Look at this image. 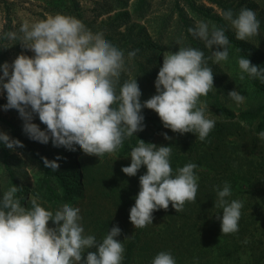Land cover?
<instances>
[{"label":"clouds","instance_id":"obj_1","mask_svg":"<svg viewBox=\"0 0 264 264\" xmlns=\"http://www.w3.org/2000/svg\"><path fill=\"white\" fill-rule=\"evenodd\" d=\"M222 18L234 29L236 40L259 35L260 20L247 6L235 16L228 9ZM188 32L209 50L213 45L217 50L208 57L190 46L165 52L155 80L156 94L142 103L137 78L121 84L124 51L108 41L102 31L94 33L80 19L60 13L31 24L25 22L19 33L0 35V39L20 40L22 48L34 53H22L11 64L0 65V91L6 92L7 99L3 110H17L24 133L34 141L47 144L51 140L54 147L73 152L78 145L84 154L98 157L115 152L126 138L144 130L143 108L155 111L165 128L180 134L194 133L203 142L216 124L206 115L207 103L200 99L215 88L208 62L228 60L230 39L225 27H210L204 21L189 27ZM138 52H128L127 59L131 61ZM238 65L240 80L246 73L264 84V67L244 56ZM228 96L238 104L246 99L236 90ZM34 115L46 125L45 130L33 123ZM163 135L172 139L167 133ZM258 138L264 140V131ZM0 142L11 150L24 147L5 132H0ZM171 155V145L157 146L138 139L130 153V165L121 169L128 176H136L142 166L147 169L139 177L140 190L129 213L135 228L152 224L153 213L167 210L170 203L179 212L186 202L196 201L199 176L194 170L198 166L189 162L174 172ZM42 159L46 168L59 169L56 161L60 156L52 161ZM22 190L13 185L0 198V264H122L125 246L116 239L122 231L119 226L97 240L95 235L85 234L79 207L65 203L55 211L47 210L37 198L31 200V207H25L17 198ZM216 195L215 206L222 209V217H217L222 234L237 233L243 201L227 199L232 195L227 181L222 189L217 186ZM50 221L53 227H49ZM93 248L96 250L88 251ZM151 264L177 262L171 251H161Z\"/></svg>","mask_w":264,"mask_h":264},{"label":"rangeland","instance_id":"obj_2","mask_svg":"<svg viewBox=\"0 0 264 264\" xmlns=\"http://www.w3.org/2000/svg\"><path fill=\"white\" fill-rule=\"evenodd\" d=\"M190 1L194 4V8H190L186 0H0V35L5 32L19 33L23 23L28 22L31 24L57 13L78 18L77 13L71 10L73 3L76 2L78 4V12L82 15L83 20L90 24L91 30L94 33L102 31L108 41L124 51L125 71L121 76L122 84L125 80L136 79V75L139 73L138 69L141 66L147 68V70L152 69L157 64L162 66L163 54L169 52L172 48H175L173 51L175 53L180 47H189L191 45L189 39L192 35L188 32V28L194 26L198 21L207 22L209 25L212 23L204 20L202 15L209 14L212 17L222 18L224 8H231L238 14L241 7L247 6L256 11L257 18L261 23L264 22V0ZM259 38H264L263 31L260 28ZM158 40L161 42V51L159 61L153 65V63L150 64L146 60V56L142 55V45L140 44ZM199 41L205 49H208L203 41ZM20 43V40L0 39V65L5 62L11 64L22 53L28 56L34 55L30 50L22 48ZM136 49H139V52L134 59L129 61L127 59L128 52ZM216 50L217 46L214 47L213 45L209 53L211 54V52ZM217 65L220 66L221 70H226L225 68H227L225 61H221ZM210 67L214 70L215 66L211 65ZM224 72L227 73L226 71ZM0 75H2V72H0ZM224 75H221V77H224ZM230 78L231 81L229 83L226 80L223 82L227 85L226 90L233 89L239 92L236 89L239 80L236 79L235 83V78ZM138 84L142 90L143 82ZM6 103V92L0 91V132H5L11 138L16 139L13 135V128L18 129L20 135L35 150L41 151V154L50 156L53 160L60 156L61 159L56 161L60 166L59 171L71 174L69 165V154H71V151L64 147H54L51 140L47 144H42L30 139L23 131V120L20 118L18 111L15 109L3 110L2 106ZM225 103L226 106L238 113L239 110L245 108L246 99L242 104L232 100H226ZM208 109L209 111L206 112V115L214 119L217 124L220 118L215 116L210 107ZM33 123L39 125L41 130L46 129V125L40 122L38 115H34ZM163 133H167L172 139L166 140L162 134L156 136L154 144L157 146L171 145L173 155L170 157L172 159L170 164L173 162L171 165L173 170L182 167L180 164L181 158L192 156L189 162L198 166L194 171L199 176V188L204 185L212 187L211 192L216 195L217 186L222 189L224 182L227 181L232 189V195L227 199L243 201V208L247 209L242 211L240 220H247V222H252V224L247 232L243 234L240 233L241 227H239L237 233L224 234L226 236L225 239L211 236V233L208 232L205 235L206 240H204V230L202 229H196L192 232L187 229L188 233L183 232V236L182 233L176 231L169 242L168 248L165 250L166 245L163 240L167 238L165 229L168 220L163 218L152 221V224L149 225V235L145 242L149 244L155 243L154 240H158V251H171L177 264H258L254 261L253 254L255 252L259 254L264 249V140L258 139L256 143L252 142L253 140L250 136H254V134L250 132V136L245 138H240L234 133L233 129L229 132H224L219 143L221 148L215 153L217 156L209 161L211 166L209 167L204 161V154L209 153L205 152L204 148L199 147L195 151L186 148V146H192L199 142L196 134H180L171 131V129H166ZM217 138V136H214L212 140L214 141ZM6 150L10 157L16 160L12 167L15 166L14 169L20 176L18 178L19 183L23 186H34L42 176V170L38 162L29 155L24 147H17L14 150L6 147ZM74 158L80 164L81 169L88 166L89 168L92 167L94 172V180L90 187H87L88 194L84 187H80L81 189L83 188V191L85 190L87 195V199L83 202L85 203L84 207L80 208L82 219L87 220V225L83 226L85 234L94 235L93 229L89 225L93 214L103 219L110 217L113 220L114 217H118V225L122 230L118 238L124 243L134 235L136 230L135 226L130 222L129 213L140 190L139 177L145 174L146 166L141 167L133 179L134 183L129 187L128 194H125L128 200L125 206L124 202L118 204L115 199L119 191L114 192L109 188V183L103 184L101 182L104 173L114 172L111 167L107 170L104 169V165L102 167V157L77 153ZM1 163L0 160V190L8 185V177L4 176V164ZM252 163H254L253 166H250ZM235 176L239 178L238 183L234 182ZM246 179H251V183L248 184L245 181ZM199 188L197 195L199 194ZM33 198L32 195H28V200ZM216 199L217 196L214 199V203ZM95 202L96 206L94 205ZM193 203L186 202L183 210L179 212L190 210ZM215 208L218 209V207ZM215 208L208 212L207 217L211 219L222 217V209L219 208L218 212H216ZM168 210L176 211L171 203ZM191 217L193 218L191 222L196 221V214L191 215ZM201 220L203 221L204 218H201ZM218 220L221 223V220ZM178 222H181V220L178 219ZM160 230L164 232L161 233V236L164 237L157 238ZM126 237L128 239L125 240ZM245 239L248 240L247 244L243 243ZM151 254L152 251L149 247L142 248L137 252L136 260L133 264H149L148 261ZM261 264H264V260L261 261Z\"/></svg>","mask_w":264,"mask_h":264},{"label":"trees","instance_id":"obj_3","mask_svg":"<svg viewBox=\"0 0 264 264\" xmlns=\"http://www.w3.org/2000/svg\"><path fill=\"white\" fill-rule=\"evenodd\" d=\"M186 2L190 6V8L195 7L190 0H186ZM228 9L231 8H224L223 12ZM71 10L77 13V17L86 25V27L91 29L90 24L83 20L82 15L78 12V4L76 2L73 3V7L71 8ZM233 12L235 16V14L237 13L235 11ZM202 16L204 17V20L211 21V25L215 24L217 26L225 27L226 35H228L230 39L229 57L228 60L225 61L227 63V68H225L226 70H221L220 66L210 63L211 60H209V66H215L213 70L215 88H213L207 94V96H202L200 98L202 102L207 103L208 108L210 107L215 116H218L220 120L217 122L214 129L210 132L205 141L202 142L199 140V142L193 144L192 146H186V148L191 151H195L199 147L204 148V151L209 153L204 154V161L206 165L211 167L209 161L217 156V154L215 153L221 148L219 143L224 132H229L233 129L234 133L240 138L250 136V132L254 134V136H250L253 140L252 142L256 143L259 139L258 133L264 131V84H260L258 80L250 78L246 73H244V80H240L239 76L241 75V70L239 69L238 65L239 58L244 56L248 58L252 64L264 67V38H259V35H256L254 37H251L247 41L236 40L234 29L231 28L229 22L225 21L223 18L212 17L209 14ZM211 25L209 26L211 27ZM260 29L264 34V22H260ZM260 33L262 34V32ZM189 40L191 44L190 47L201 49L202 51H204L205 57L211 55L209 53V50L205 49L200 44L199 40L194 39L192 36H190ZM140 45H142V55L146 56V60L150 64L153 63V65H155V63L159 61V54L161 51L160 40L156 42H144V44ZM215 46L216 45H214V47ZM174 50L175 48H172L170 52H173ZM219 50L223 49L221 48ZM160 67L161 65L157 64L150 70H147V68L145 67L143 68V66L138 69L139 73L136 75L137 82H143L144 85L141 90L142 96L140 98L142 103L156 94L155 80ZM224 71H226L227 73H225ZM221 75H224V77H221ZM230 77H233V79L235 78V83L236 79L239 80L236 89L246 97V106L243 110H239L238 113L226 106L225 103L226 100H232L228 96V93L233 89L226 90L227 85L223 83L224 80L229 83L231 81ZM117 90L119 91V86ZM142 115L145 117L144 130L135 133L130 138H126L123 145L115 152H113L115 154H105L104 156H102V167L105 166L104 169L106 170L111 167L114 172L104 173L101 182L103 184L109 183V188H111L114 192L118 190L119 194L118 196H115V199L117 200L118 204H122L124 202L125 206L128 203L125 194H128L129 187L134 183L133 179L135 178V176H128L123 173L121 169L122 167L130 165V153L132 148L137 146L138 139H142L146 143H154L156 136L162 135L163 132L168 129L163 126L162 121L155 111L143 108ZM13 135L16 139L22 142V144L24 145V149L27 150L29 155L38 162L42 170V176L34 186H23L22 184H20L18 181V178H20V176L14 169L15 166L12 167L16 160H13L10 157L9 153L6 150V147L2 142H0V160L2 162L1 164H4V176L8 177V185L0 190L1 196H3V193L10 187L15 185L23 188L21 192L17 193V198L20 199L22 206L31 207V200H28V195H32L34 198H37V202L47 210L55 211L65 203L70 204L74 207L83 208L85 205V203L83 202H85V200L87 199V195L85 194V190L83 191V188L81 189L80 187H84V189H86V193L88 194L89 191L87 187L89 188L94 180V172L92 167L89 168L88 166L81 169L80 164L76 162V158L74 157L77 155V153L84 154L79 146L76 145V151H71V154H69L71 174H65L59 171L60 168L57 171L46 168L44 166L42 157L47 158L49 161L53 160L52 157L41 154V151L35 150L30 145V143H28L20 135L18 129L13 128ZM214 136H217L218 138L213 141L212 139ZM191 158L192 156H190L189 158L184 157V159L181 158V166L183 167L185 164L189 163V160ZM170 161H172L171 158ZM253 164L254 163L250 164V166H253ZM104 169L103 171L105 172ZM173 171L175 172V170ZM238 181L239 178L235 176L234 182L238 183ZM245 181L250 184L252 180L246 179ZM203 187L199 188V194L197 195L196 201L193 203L190 210L176 212L168 209H159L153 213V220H159L163 218L168 220V222L166 223L167 227L165 229L167 238L163 240L166 245L165 250L166 248H168L169 242L176 231L182 233L183 236V232L188 233L187 229H189L190 232L196 229H202L204 230V240H206L205 235L208 232L211 233V236H214L216 238H226V236H224V234L220 232L221 223L218 218L214 217V219H211L207 217L208 212L216 207L214 199L217 195H215L214 192H211L212 187L205 185ZM1 196L0 198H2ZM94 205L96 206V202L94 203ZM218 209L215 208L216 212H218ZM245 209L247 208H243L242 211ZM194 214H196V221L191 222L193 219L191 215ZM201 218H204V220L202 221ZM178 219L181 220V222H178ZM81 223L83 226H86L87 220L82 219ZM118 223V217H114L113 220L110 217L103 219L102 217H98L93 214L91 216L89 225L91 226V229H93L92 232L96 236L97 240H102L113 226H119ZM251 224L252 222H247V220H240V233L243 234L247 232ZM149 225L144 228H136L134 235L124 242L125 253L122 264H133L136 260L137 252L144 247H149L152 251V254L149 258L150 260L148 261L149 264H151L153 258L158 254V240H154L157 246L155 245V243L148 244V242H145L148 238L147 236L149 235ZM53 226V223L50 221L49 227ZM161 233L164 232L160 230L157 234V238L164 237L161 236ZM189 236H191V234H189ZM116 239L120 240V238L118 237ZM95 250L96 249L93 248L89 249L88 251ZM86 255L87 252H85V258ZM253 259L258 264H261V261L264 260V249L259 254L255 252V254H253Z\"/></svg>","mask_w":264,"mask_h":264}]
</instances>
